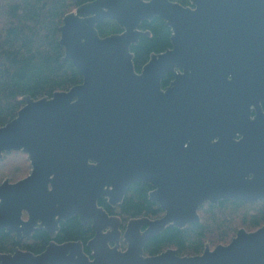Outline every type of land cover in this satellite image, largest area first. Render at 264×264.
<instances>
[{"label":"water","instance_id":"95a60500","mask_svg":"<svg viewBox=\"0 0 264 264\" xmlns=\"http://www.w3.org/2000/svg\"><path fill=\"white\" fill-rule=\"evenodd\" d=\"M189 1L93 0L64 17L62 61L82 82L23 98L0 127V162L23 152L31 165L27 177L0 184V230L19 241L38 226L53 240L40 254H0V264H264V225L199 255H145L167 227L200 222L206 203L264 201V0ZM154 18L170 27L172 46L137 72L131 48ZM105 21L122 31L101 36ZM137 183L153 188L164 215L131 219L123 232L99 201L116 207ZM76 216L92 222L90 254L82 241H54L59 223Z\"/></svg>","mask_w":264,"mask_h":264},{"label":"trees","instance_id":"16d2710c","mask_svg":"<svg viewBox=\"0 0 264 264\" xmlns=\"http://www.w3.org/2000/svg\"><path fill=\"white\" fill-rule=\"evenodd\" d=\"M89 1L93 0H0V127L17 117L25 105L23 98L52 97L55 92L67 91L82 82L74 65L62 61L65 49L60 44V28L68 13ZM173 1L190 5L189 0ZM140 28L151 35L141 37L131 48L137 72H141L152 54L162 53L172 46V31L162 19L144 21ZM98 30L101 36L122 31L115 21L103 22ZM173 79L174 74L168 73L162 81L163 87ZM28 171L29 167L27 174ZM152 189L146 183L133 184L115 209H111L105 199H101L99 205L124 220L158 218L164 212L150 200ZM199 215L201 221L198 223H190L182 229L167 227L151 238L145 245V255L175 249L180 256H194L203 253L206 245L229 244L227 238L235 232L237 225L248 226L253 231L264 225V201L248 203L230 199L218 205L206 203L200 208ZM93 235L90 226L85 229L77 218H73L62 224L57 240L59 243L82 241L86 244ZM48 242L45 231H37L30 241L17 242L13 233L0 230V254L12 253L17 248L40 254ZM85 252L89 253V249Z\"/></svg>","mask_w":264,"mask_h":264},{"label":"rangeland","instance_id":"374dc122","mask_svg":"<svg viewBox=\"0 0 264 264\" xmlns=\"http://www.w3.org/2000/svg\"><path fill=\"white\" fill-rule=\"evenodd\" d=\"M28 167L30 171H28V174H27L26 169ZM30 172H31V165H30L29 160L27 159L26 154H24L23 152H12V153L6 154L3 157L2 162L0 163V184L6 179H9L11 182L15 183L27 177ZM240 229H246L248 232L253 231L248 226L237 225L235 232H232L227 239L231 242V240L236 236L237 232ZM216 246L218 245L217 244L212 245L211 248L214 249Z\"/></svg>","mask_w":264,"mask_h":264},{"label":"flooded vegetation","instance_id":"af4514ba","mask_svg":"<svg viewBox=\"0 0 264 264\" xmlns=\"http://www.w3.org/2000/svg\"><path fill=\"white\" fill-rule=\"evenodd\" d=\"M263 107H264V104H263ZM107 201V200H106ZM107 205H109L108 204V202H107ZM119 205H117L116 207H118ZM101 207H103V206H101ZM109 207H111V209L113 208V209H115V207H112L111 205H109ZM104 208V207H103ZM105 209V208H104ZM106 210V209H105ZM107 211V210H106ZM110 211V210H109ZM109 211H107V213L110 215V216H118L119 218H121V220H122V225H121V230L124 232L125 231V229H126V226H127V222H129V220H124L121 216H119V215H116V213H113V212H111V213H109ZM23 218L26 220L28 217H27V215L26 214H24L23 215ZM73 218H77V220L82 224V226L85 228V229H87L89 226H90V228L92 229V227H91V225H92V222H89V224H87V225H85L83 222H81L80 221V219H79V217L78 216H76V217H72V218H69L68 220H70V219H73ZM68 220H66V221H61L60 223H59V230L57 231V234H56V237H55V239H54V241L55 242H57V243H59L58 242V240H57V236H58V234H59V232H60V230H61V226H62V224L63 223H66ZM5 230V229H4ZM39 230H41V231H45L47 234H48V236H49V242H48V244L47 245H49V243L53 240V239H51V236H50V233L45 229V228H39L38 226H36L35 227V229H34V231H33V233H32V235H31V238L30 239H27V238H22L21 240H19V241H17V238H16V234L15 233H13L14 235H15V239H16V241L17 242H25V241H30V240H32V238H33V236H34V234L37 232V231H39ZM93 230V229H92ZM6 231V230H5ZM94 231V230H93ZM8 232V231H7ZM12 233V232H11ZM94 236V235H93ZM93 238V237H92ZM89 241V240H88ZM87 241V242H88ZM86 242V243H87ZM65 243V242H64ZM84 243V242H83ZM84 245H85V250H86V244L84 243ZM47 247V246H46ZM121 249L124 251V250H126V244H124L122 241H121ZM87 254H90V251H89V253H87Z\"/></svg>","mask_w":264,"mask_h":264}]
</instances>
